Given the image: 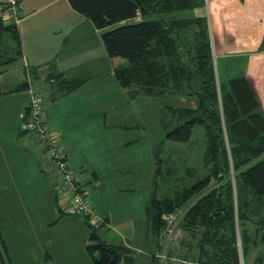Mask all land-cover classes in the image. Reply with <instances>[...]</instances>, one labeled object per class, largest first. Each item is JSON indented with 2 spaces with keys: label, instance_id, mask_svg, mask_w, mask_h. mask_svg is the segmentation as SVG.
<instances>
[{
  "label": "trees",
  "instance_id": "1",
  "mask_svg": "<svg viewBox=\"0 0 264 264\" xmlns=\"http://www.w3.org/2000/svg\"><path fill=\"white\" fill-rule=\"evenodd\" d=\"M67 3L97 30L120 24L104 32L101 40L112 61L114 78L128 91L130 99L141 95L154 100L170 97L194 101V107L162 108L173 123L170 131L164 130V138L186 143L193 127L201 126L208 166L204 176H196L194 183L175 192L173 197L150 194L145 208V238H151L155 244L154 252L145 255L147 258L137 257L141 253L137 255L132 247L102 241L95 228L104 225L107 218L99 216L103 222L94 227L86 216L71 215L82 218L92 228L85 246L91 262L139 264L144 260L147 264H158L155 248L159 247L166 228L163 217L193 201L178 224L188 238L182 244V257L169 249L166 254L169 260L175 255L183 262L197 264H262L261 255L251 259L250 254L264 244V114L247 77L217 81L207 17L200 12L204 0H67ZM186 11L194 13L184 16ZM2 31H9L12 39L19 41L13 23L4 24L0 19ZM20 59L21 49L18 57H7L5 64ZM123 60L127 64H122ZM47 80L57 94L73 92L85 82L52 73ZM28 88L23 84L18 90ZM7 93L10 92L0 90V96ZM28 113L29 105L20 116V124ZM44 118L46 121L45 115ZM22 132L32 134L45 155L37 135ZM156 156L155 176L160 188L169 171L162 172V159ZM58 213L68 215L59 210ZM0 263L9 264L1 232Z\"/></svg>",
  "mask_w": 264,
  "mask_h": 264
},
{
  "label": "rangeland",
  "instance_id": "2",
  "mask_svg": "<svg viewBox=\"0 0 264 264\" xmlns=\"http://www.w3.org/2000/svg\"><path fill=\"white\" fill-rule=\"evenodd\" d=\"M23 1L24 13L29 12L32 15L27 22L33 21L32 25H38L41 29L38 34L40 41L38 47L41 49L54 45L58 35V32L54 34L57 27H67L72 24L74 36L67 49L61 52L65 56L59 55L55 60L60 64L65 57L75 61L78 59L80 62L87 61V100L76 91L72 93L76 96L69 95L53 103L48 98L49 88L47 89L43 81L44 67L39 66L50 60L47 59L49 57L45 59L39 57L38 61L29 67V69L41 67L38 69L41 72L38 79L33 77L31 71H28L20 60L5 64L7 57H18L21 48L19 41L13 40L9 31H2L0 32V90L12 94L5 96L0 102L4 104V115H0V135L6 136L7 132L13 129L9 120L12 119L19 104L20 95L30 89L43 94L42 106L51 110L54 116L51 120H47V128L58 137L57 132L60 130L57 127H60L62 132L65 131L69 136V148L64 147L61 138L58 137L57 140L58 146L67 152L68 168L86 189L92 210L101 218L108 217V223L95 228L96 234L107 244L130 245L135 250H139L140 259L145 257L144 254L151 255L155 243L151 238H145L147 231L145 208L150 194L155 192L159 198H162V195L173 197L175 192H180L190 183H194L197 180L196 176L199 178L204 176L208 167L204 159L205 137L201 126L193 127L190 139L186 143H174L164 138V130L170 131L173 123L162 113V108L167 105L194 107V101L183 99V102L177 104L175 98L165 97L154 100L141 95L129 101L114 75L106 73L109 70L113 71V65L101 40L104 32L120 24L97 30L86 17L77 12L74 18L67 15L65 11L69 9L67 0ZM192 13L194 12L186 11L183 15L190 16ZM18 16L21 17L20 12ZM27 52L34 53L36 49L32 46ZM213 61L217 81L224 82L227 76L237 75L239 69L244 72L243 65L235 63L229 67V72L232 73H224L221 60L214 58ZM122 64L127 63L123 60ZM68 67L70 65L63 68L66 70ZM67 70L70 76L75 74L70 68ZM26 83L29 84L27 90H18ZM35 143L32 145L25 142L24 148L46 167V159L41 153L42 147L36 141ZM156 155L162 159V172L169 171V175L165 176L166 182L160 188H158L159 178L155 176ZM70 159L72 164L75 162V166L69 163ZM80 164L83 165L82 169L79 167ZM54 181H57L56 188L61 195L65 192L64 182L57 175H54ZM50 195L53 196L51 193ZM53 200L51 201L54 206L57 203L55 199ZM48 201L44 198L37 207H32L30 204L27 207L17 206L18 212L13 213L15 219L8 214V208L0 204V232L8 243L9 264H24L23 260L28 251L30 254L27 256L32 264L36 260L35 245L44 242L43 240L50 235L60 239L55 241L54 249L56 252L64 249L63 253H59L60 256H65L70 251L71 256H74L73 260L76 258V264H93L85 249L87 236L93 232L92 228L88 227L80 217L60 215L57 205L56 212L54 214L52 212L51 219L46 221L43 214L46 211L47 215ZM192 202L174 211L172 215H175V219L168 218L171 214L163 217L166 228L159 247H156L157 250L155 248L158 264H197L192 261L183 262L178 258L182 257V244L188 241L178 224ZM38 215H42L41 220ZM65 237L72 238V241H62L61 239ZM262 246L255 250L257 255L264 256ZM80 247L83 248L77 252ZM169 249L178 257L174 255L169 260L166 257Z\"/></svg>",
  "mask_w": 264,
  "mask_h": 264
},
{
  "label": "crops",
  "instance_id": "3",
  "mask_svg": "<svg viewBox=\"0 0 264 264\" xmlns=\"http://www.w3.org/2000/svg\"><path fill=\"white\" fill-rule=\"evenodd\" d=\"M23 2V0L18 2L16 13L10 19V23H13L18 31L19 42L21 45L20 61L23 63V66L26 67L28 71H31L33 77L36 79H38L41 73L38 69L42 66L44 67L45 77L43 81L47 85V89L49 88L48 98L53 101V103L56 100L60 101L67 98V96L72 95V93L76 91H79L87 100V61L80 62L78 59L75 61L70 57H63L64 61L62 60L60 64L55 60V57L59 55L65 56L64 54H61V52H64V50L67 49L72 36H74L73 26H71L72 24L67 27H57L54 34L58 32V35L56 37L57 39L54 41V45L51 47H43V49H41L38 47L40 42L38 34L41 29L38 25H32V23H34L33 21L27 22L32 18V15L29 12L24 13ZM204 2V7L200 12L205 13L207 16L213 59L221 60L224 73H232L229 72V67L235 63L243 65L244 72L239 69V71L237 70V75L227 76L226 79L228 80L238 75L247 77L259 100L261 111L264 114V45H262L264 33V0H204ZM65 11L71 18L75 17L76 12L70 6L69 9L67 8ZM18 12L21 13V17L18 16ZM77 18L81 20L79 17ZM4 24L8 23L4 22ZM70 28H72V30H69ZM32 46L36 49V52H27L28 48ZM39 57L42 59L49 57L47 59L50 60L44 62L43 65H39L41 67L29 69L31 65L38 61ZM68 65H70V67L65 70L63 67H67ZM69 68L70 71L75 73L73 76L68 74L69 71L67 69ZM49 73L54 75L60 74L63 78L69 80L80 78L84 79L85 82L73 92L57 94V91L54 90L50 82L47 80ZM106 73H108L107 75H110L113 74V71L109 70ZM27 85L29 86V84ZM123 90L126 94V99L129 101L134 100L129 98L127 90L124 88ZM30 91L32 90L30 89L28 92H24L19 97V104L15 108L12 119L9 120L11 121L10 125L12 124L11 126H13V129L8 131L6 136L3 135L4 138L0 135V204L3 205L4 208H8V214L15 219L16 216L13 215V213L18 212L17 206L27 207V205L30 204L32 207H37V205L46 198L49 200L46 204L47 215L45 211L43 216H45L47 221V219H51L52 212L53 214L56 212L55 206L58 204L60 194L56 188L57 181H54V175H56V172L51 163L44 157L47 164L46 167L43 166L38 160H36L35 155L24 148L26 147L25 142L32 145L36 144V139L32 134L23 133L20 129V116L29 105ZM10 94H12V92L7 93V95H1L0 102L5 96H9ZM42 99L44 100L43 94ZM174 101L175 103L180 104L183 102V98H175ZM3 109L4 104L0 103V115L3 114ZM42 110L46 116L47 126V120H51L54 116L51 110L49 111L47 108H43V106ZM57 128L61 132H57L58 137L63 141L64 147L69 148V136L65 131L62 132L60 127ZM65 153L67 156V152ZM71 159L69 163L75 166V162L72 164ZM76 163L78 164V162ZM84 164L87 163L84 162ZM79 167L82 169L83 165L80 164ZM80 185L86 191L81 183ZM50 193L53 196H51ZM55 196L57 204L53 206L51 200L55 199ZM50 204L53 208L52 211ZM40 216L42 215H38L37 217L41 220ZM105 218L108 220V217L105 216ZM106 223H108V221ZM56 240L60 239H58L57 236L50 235L43 240L44 242H38L39 245H35L37 251H34L36 260L32 262V264H76V258L73 260L74 256H71L70 251L65 256H60L59 253H63L64 249L58 252L54 250L56 248ZM61 240L70 242L72 241V238L65 237ZM3 241L8 255V243L5 238H3ZM261 245L264 247V244ZM125 247L131 248L130 245ZM82 248L83 247L78 248L77 252H80ZM255 250L251 252V254L254 252L252 259L257 255ZM138 253L141 252L137 250V255ZM28 254H30V251H28L23 260L24 264H31L29 256H27ZM62 257H64V259H62ZM261 257L262 264H264V256L262 255ZM138 261L141 262L139 259ZM144 262L147 264L146 261L143 260V263Z\"/></svg>",
  "mask_w": 264,
  "mask_h": 264
},
{
  "label": "built area",
  "instance_id": "4",
  "mask_svg": "<svg viewBox=\"0 0 264 264\" xmlns=\"http://www.w3.org/2000/svg\"><path fill=\"white\" fill-rule=\"evenodd\" d=\"M20 0H0V19L10 23V19L16 13L17 4ZM16 22V19H15ZM42 95L30 92L29 113L26 120H22L20 128L34 132L45 148V158L54 167L56 175L64 182L65 192L59 195L58 210L68 215L86 216L94 227L102 224L103 220L97 216L87 199L86 191L81 187L76 175L68 168L67 156L58 146V137L49 131L46 126L44 113L41 107ZM168 218L175 219V215Z\"/></svg>",
  "mask_w": 264,
  "mask_h": 264
}]
</instances>
